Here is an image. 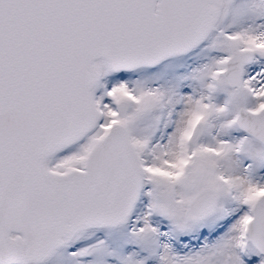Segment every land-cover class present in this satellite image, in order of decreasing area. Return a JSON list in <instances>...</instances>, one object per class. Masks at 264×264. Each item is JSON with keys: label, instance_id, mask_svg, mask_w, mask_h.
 Returning a JSON list of instances; mask_svg holds the SVG:
<instances>
[{"label": "snow or ice", "instance_id": "obj_1", "mask_svg": "<svg viewBox=\"0 0 264 264\" xmlns=\"http://www.w3.org/2000/svg\"><path fill=\"white\" fill-rule=\"evenodd\" d=\"M0 264H264V0H0Z\"/></svg>", "mask_w": 264, "mask_h": 264}]
</instances>
